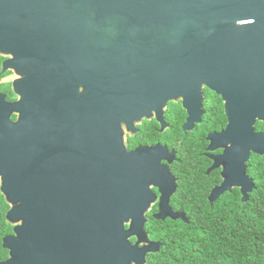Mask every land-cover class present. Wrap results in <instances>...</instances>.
I'll list each match as a JSON object with an SVG mask.
<instances>
[{"label":"water","instance_id":"95a60500","mask_svg":"<svg viewBox=\"0 0 264 264\" xmlns=\"http://www.w3.org/2000/svg\"><path fill=\"white\" fill-rule=\"evenodd\" d=\"M28 13L30 59L57 72L29 113H62L61 145L44 156L31 132L18 149L21 173L8 182L15 234L0 264H147L166 244L146 229L153 187L162 192L154 217H175L164 211L175 180L165 147L130 150L127 137L145 119L164 127L172 101L192 119L205 86L229 119L209 135L224 150L210 199L238 187L249 200L248 163L264 155V0H32Z\"/></svg>","mask_w":264,"mask_h":264},{"label":"flooded vegetation","instance_id":"af4514ba","mask_svg":"<svg viewBox=\"0 0 264 264\" xmlns=\"http://www.w3.org/2000/svg\"><path fill=\"white\" fill-rule=\"evenodd\" d=\"M31 1L0 0V247L5 249L0 261L9 258V249L4 246L5 238L15 234L16 225L8 218L12 208L8 182L20 172L18 149L26 145L31 132L41 136L40 147L44 156L47 146L53 145L56 155L61 145L62 113H29L31 97L39 100L43 97L45 103L48 85L55 86L57 82L56 70L54 73L47 63L43 68L30 59L29 45L33 41H28L33 29L28 7ZM42 1L33 0L34 3ZM203 94V111L194 113L192 119L182 100L172 101L165 114L164 127L156 119H145L138 126L139 130L127 137L130 150L158 144L165 147L166 158L161 160V164L168 167L175 180L169 206H164V211L174 213L175 217H154L161 210L162 192L153 187L157 199L148 212V222L161 221L162 226L168 224L173 229L190 224L192 213L206 208L205 199L212 206L222 194L238 188L223 192L214 201L210 199L212 190L223 181V166L217 164V157L224 150L218 144L212 145L209 135L226 129L229 119L221 94L206 86ZM43 109L46 110L45 104ZM256 130L264 131V122L257 121ZM51 186L55 191L59 188L56 178ZM195 190L196 193L193 192ZM191 194L193 197L198 194V198L192 199ZM150 238L165 243L161 238H153L152 235ZM132 241L135 242V238Z\"/></svg>","mask_w":264,"mask_h":264},{"label":"trees","instance_id":"16d2710c","mask_svg":"<svg viewBox=\"0 0 264 264\" xmlns=\"http://www.w3.org/2000/svg\"><path fill=\"white\" fill-rule=\"evenodd\" d=\"M248 173L256 188L246 202L237 188L212 206L205 199L206 208L193 212L190 224L173 229L161 221L148 222L150 235L166 244L148 255L147 264H264V155L252 154Z\"/></svg>","mask_w":264,"mask_h":264}]
</instances>
